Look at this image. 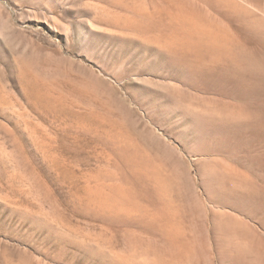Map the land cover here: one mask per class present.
<instances>
[{"label":"rangeland","instance_id":"1","mask_svg":"<svg viewBox=\"0 0 264 264\" xmlns=\"http://www.w3.org/2000/svg\"><path fill=\"white\" fill-rule=\"evenodd\" d=\"M174 1L0 0V264H264V0Z\"/></svg>","mask_w":264,"mask_h":264},{"label":"bare ground","instance_id":"2","mask_svg":"<svg viewBox=\"0 0 264 264\" xmlns=\"http://www.w3.org/2000/svg\"><path fill=\"white\" fill-rule=\"evenodd\" d=\"M190 0H177L176 2L174 1V2H172L170 5H166V6H164V7H160V8H158V13H168V15H169V18H168V22H169V24L170 23H172V21H177V23H178V26H179V28H183V27H186L189 31V35L187 36L189 39H192V41H194L195 40V42L194 43H197V46H207V47H210L211 46V48H214V49H216V47H218V48H220V44L221 43H223V42H225V40H226V36H223V35H221L220 33L222 32H224L225 33V31H224V29H223V26H221L219 23H217L216 22V24H215V22H213V21H207L208 19H203L204 21L203 22H205V26L202 24V23H200V22H196L195 21V15H198L199 13V11H197V10H195L193 7H191V5H190ZM161 9V10H160ZM202 13V12H201ZM179 21H182V23L183 24H180L179 23ZM159 24L161 25L160 26V29H162L163 28V25L165 24V23H163V22H159ZM165 26H166V24H165ZM209 29V30H208ZM226 37V38H225ZM176 41H177V39H176ZM176 41L175 42H173V44H175L176 43ZM182 41V40H181ZM180 41V42H181ZM178 42V41H177ZM180 42H178V44L180 43ZM171 43V42H170ZM193 43V42H192ZM193 43V44H194ZM227 43V42H226ZM183 44V43H182ZM189 45H190V42H189ZM209 45V46H208ZM223 45V44H222ZM221 45V47H223ZM186 47H187V45H186ZM226 47V46H225ZM147 160H150V159H147ZM148 162V161H147ZM137 164V163H136ZM143 167H142V169H143V171L147 174V173H149V172H154V173H159V172H161L160 170H157V171H155L154 169H153V166H151L152 165V162H151V164H150V162L149 163H142L141 164ZM139 167H140V165H139ZM150 167V168H149ZM141 171V170H140ZM162 174V173H161ZM149 176V175H148ZM153 178V177H152ZM149 179V178H148ZM150 179H151V177H150ZM155 179V178H154ZM156 179H157V177H156ZM187 179V178H186ZM152 180V179H151ZM162 180V182L160 181V179H159V181L160 182H158V180H154L156 183H158V186H159V188H160V194H162V196L163 195H165V194H163V189L165 188V186L167 185V183H164V184H162L163 183V179H161ZM123 188V187H122ZM121 187H118V188H116V190H115V195H116V197L114 198V199H116V200H119L120 199V197L117 195V193L118 194H122L124 191H123V189H122ZM163 188V189H162ZM123 202V201H122ZM135 209V208H134ZM136 210V209H135ZM123 211V210H122ZM122 213V212H121ZM146 213H147V215H148V218L149 219H156V218H158V215H155L156 213H150V212H148V211H146ZM158 214V213H157ZM162 216V215H161ZM160 219H161V217H160ZM167 226H168V228H167ZM166 226V230H171V234L170 235H174L175 237H182V235L183 234H186V232H187V230L183 227H173V231H172V229L170 228V226L169 225H167ZM185 229V230H184ZM165 230V229H164ZM167 232V231H166ZM219 232V231H218ZM166 234V238H168V233H165ZM224 234V233H223ZM169 237H171V236H169ZM172 238L173 237H171V241H172ZM184 238V237H183ZM237 239H240V238H237ZM173 241H175V240H173ZM177 241V240H176ZM228 241V240H227ZM191 242H192V240H191ZM172 243H174V242H172ZM194 243V242H193ZM193 243H188V244H191L190 245V247L192 246V244ZM152 244V243H151ZM171 244V243H170ZM195 244H196V242H195ZM194 244V245H195ZM176 245V244H175ZM175 245H172L173 247H174V249H175V247L177 246H175ZM180 245V244H179ZM168 246V245H167ZM170 246V245H169ZM168 246V247H169ZM181 246H182V244H181ZM228 247L229 248H231V246L230 245H228ZM234 249L237 251V254H239V255H243V254H245V256L244 257H246V255L249 253V252H247L246 250H247V248H246V246H244L245 248H246V250L245 249H243V248H241V247H238L235 243H234ZM172 248V247H171ZM185 248H186V245H185ZM184 248V249H185ZM191 248H193V247H191ZM250 248V247H249ZM166 249H168V248H166ZM188 249V248H187ZM171 250V249H170ZM180 250V249H179ZM181 250H182V248H181ZM180 250V251H181ZM190 250H192V249H190ZM172 251V250H171ZM170 251V252H171ZM173 252H174V250H173ZM177 252H178V250H177ZM228 252V251H227ZM191 253L193 254V252H189V251H186L185 250V252H184V254L183 255H186L185 257L182 255V257L181 256H179V254L177 255V256H174L173 258L171 257V256H168L169 257V259L168 258H164L165 260H163V261H159L161 264H188V260L190 259V257H189V255H191ZM170 254V253H169ZM260 255V254H259ZM193 257V256H192ZM243 257V258H244ZM253 259V258H252ZM255 259V258H254ZM252 261V260H251ZM263 261V260H262ZM157 262V261H156ZM158 262V263H159ZM150 263H152V262H150ZM157 263V264H158ZM258 263V262H257Z\"/></svg>","mask_w":264,"mask_h":264}]
</instances>
